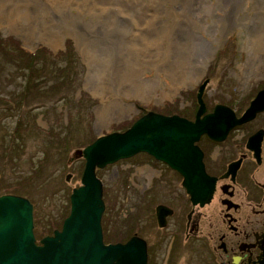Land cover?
<instances>
[{"label":"rangeland","instance_id":"374dc122","mask_svg":"<svg viewBox=\"0 0 264 264\" xmlns=\"http://www.w3.org/2000/svg\"><path fill=\"white\" fill-rule=\"evenodd\" d=\"M230 1L0 0V38L11 37L29 51L43 46L53 54L69 39L71 64L76 65L74 71L58 78L64 87L54 93L43 99L26 94V104L32 108L24 107L21 115L32 118L34 124L27 125L32 133L14 135L5 160L0 153V186L19 183L16 192L32 206L36 240L57 226L67 210L69 187L79 183L83 167L78 150L95 133L133 120L138 107L157 108L165 102L178 105L172 112L185 113L180 108L191 103L203 79L205 103H220L228 96L246 101L259 89L254 86L264 81V51L248 50L247 43L250 34H259L263 27L264 0H238L234 8ZM192 42L209 49L203 69L194 75L191 63L202 53ZM0 66V94L27 91L35 81L25 84L19 74L10 75L1 59ZM180 76H186L183 83L172 79ZM140 84L150 86L144 87L143 95L136 92ZM68 114L70 123L66 122ZM0 123L8 133L13 120L6 114ZM46 129L50 135H45ZM54 132L57 137L68 134L65 141L69 136L71 141L58 147L56 155L45 153L38 169L42 147L49 143L51 150L58 145ZM260 170L259 175L264 167ZM114 191L106 195L117 206V221L128 223V216L137 215L135 190L129 207L121 202L119 187ZM121 213L127 214L122 218ZM125 235L124 230H114L109 239L119 241Z\"/></svg>","mask_w":264,"mask_h":264},{"label":"flooded vegetation","instance_id":"af4514ba","mask_svg":"<svg viewBox=\"0 0 264 264\" xmlns=\"http://www.w3.org/2000/svg\"><path fill=\"white\" fill-rule=\"evenodd\" d=\"M254 87L259 89L247 96L246 101L228 96L213 104L203 102L202 90L204 113L221 104L238 118L257 91L264 89V81ZM195 94L196 90L194 100ZM157 105V108L138 107L134 119L153 111L193 120L197 108L196 101L193 104L192 100L180 108L186 114L172 112L178 105L165 102ZM194 144L200 151L206 176L204 192L208 191L203 196L197 194V199L189 192L190 187L182 185V175L176 169L145 152L94 168L101 182L102 242H124L132 236L141 239L144 264H264V171L259 175L264 167V108L255 111L250 119L231 125L222 138L212 139L203 133ZM78 184L70 186L69 192ZM118 187L126 207L131 206L136 193L137 215L128 216V223L123 219L117 221V206L112 198H107ZM69 192L64 215L57 226L41 236L60 228L68 213ZM126 214L121 213V217ZM114 230L126 232L119 238L121 241H109Z\"/></svg>","mask_w":264,"mask_h":264},{"label":"water","instance_id":"95a60500","mask_svg":"<svg viewBox=\"0 0 264 264\" xmlns=\"http://www.w3.org/2000/svg\"><path fill=\"white\" fill-rule=\"evenodd\" d=\"M205 80L196 89L197 108L193 120L146 111L123 130L95 133L94 138L78 150L83 158L79 184L69 192V209L60 228L53 229L50 235L35 239L28 199L16 194H0V264H144L145 249L141 239L132 236L124 242H102L101 182L94 168L145 152L176 169L182 175V185L191 188L189 192L194 199L197 194L206 195V176L194 142L203 133L220 139L231 125L250 119L255 111L264 108V89L257 91L243 113L234 118L221 104H215L210 112L204 113L201 93Z\"/></svg>","mask_w":264,"mask_h":264},{"label":"trees","instance_id":"16d2710c","mask_svg":"<svg viewBox=\"0 0 264 264\" xmlns=\"http://www.w3.org/2000/svg\"><path fill=\"white\" fill-rule=\"evenodd\" d=\"M63 46L64 47L62 50H59L54 54L43 46H38L32 51H28L26 49L21 48L18 45L17 41L11 37H7L5 39L0 38V52H4V55H2L0 59L2 63L8 67L7 73H9L10 75L12 73L19 74V77L21 78L23 83L25 82V84H27L30 79L35 80L34 82H31L29 84V86L27 87V91L24 88L20 92L15 93L11 96H8L6 94H0V121L6 114H8L9 117H11L13 120V124L8 133H6L5 127L0 123V153L2 160L6 159L8 151L12 149V140L14 135L20 136L24 131L32 133L30 128L27 126L33 123L32 118L31 120H29V118H25L21 115L22 111L24 110V107H27L29 105V107L32 108L30 103L26 104V94H36L35 97L39 96L43 99L47 97V95L54 93V91L58 89L59 86L64 87V84H61V81L58 79L60 76L64 75L66 71H74L76 65L73 63L71 64L70 58L73 52L70 45V40L65 39ZM7 58H12L16 61L10 62ZM0 69H2V66H0ZM31 101H35V99L33 98ZM192 101L194 102V98L192 99ZM79 104L80 103L77 102V105ZM69 117L70 115L68 114L66 119V122L68 123H70L71 121ZM131 121H127L124 124L119 125L118 127L110 129H123ZM48 134L49 130L46 129L45 135ZM53 134V139L56 138L58 145L56 147L53 146V149L51 150L47 146L49 143L42 147L43 154L36 160V167L38 169L40 168L39 164L44 161L47 152L52 151L51 153L53 155H56L59 153L58 151L60 150V148L58 147H63L65 144L71 141L70 136L67 138V141H65V138L66 136H68V134H66L65 137H57V132H54ZM2 136L4 137L3 139ZM42 141L47 142V139L43 137ZM36 167L31 168L30 170H32V172H35ZM18 188H20L19 183H9L8 185L0 186V193L15 191V194L21 195V193L16 192Z\"/></svg>","mask_w":264,"mask_h":264},{"label":"bare ground","instance_id":"6f19581e","mask_svg":"<svg viewBox=\"0 0 264 264\" xmlns=\"http://www.w3.org/2000/svg\"><path fill=\"white\" fill-rule=\"evenodd\" d=\"M237 1L238 0H231L230 2H231V6H232V8H234L235 7V4H237ZM262 29H261V32L258 34V33H256V35H254V36H252L251 34H250V38H248V43H247V48H248V50L250 49V48H255L256 50H262V51H264V20H263V24H262ZM254 33H255V31H254ZM27 38V37H26ZM202 45V47H200ZM199 44V42L198 43H195V42H192L191 43V46L193 47V46H195V48H197L201 53H202V57L201 56H199V58L198 59H196V61L195 62H193V63H191V66H192V69L194 70V73H193V75L194 74H197V72H199L201 69H203V67H204V64H205V61H206V52H207V50H209V49H207V47H206V45L205 44ZM200 53V54H201ZM190 66V65H189ZM190 66V67H191ZM190 71V70H189ZM190 72H192V71H190ZM189 76V75H188ZM186 76H180L179 78H175V77H173L172 79L175 81V82H177V81H179L180 83L183 81V79L185 78ZM177 80V81H176ZM207 82V81H206ZM183 83V82H182ZM149 85V84H148ZM148 85H146V84H140V86L137 88V90H136V92H137V94H140V95H143L144 94V92H143V89H144V87H150V86H148Z\"/></svg>","mask_w":264,"mask_h":264}]
</instances>
